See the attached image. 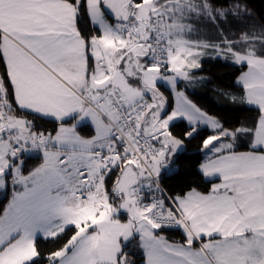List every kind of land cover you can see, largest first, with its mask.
<instances>
[{
    "label": "snow or ice",
    "instance_id": "6c2138e0",
    "mask_svg": "<svg viewBox=\"0 0 264 264\" xmlns=\"http://www.w3.org/2000/svg\"><path fill=\"white\" fill-rule=\"evenodd\" d=\"M0 264H264V10L0 0Z\"/></svg>",
    "mask_w": 264,
    "mask_h": 264
},
{
    "label": "trees",
    "instance_id": "16d2710c",
    "mask_svg": "<svg viewBox=\"0 0 264 264\" xmlns=\"http://www.w3.org/2000/svg\"><path fill=\"white\" fill-rule=\"evenodd\" d=\"M254 8L259 12L264 10V0H252ZM232 69H224L215 63H205L203 65V70L198 71V75H203L206 79L204 83L195 84L190 87L188 92L189 97L202 109L211 114H223L229 117L237 115L231 112L224 111V99L218 95V91L223 89L225 85L232 83V77L228 74ZM246 115V114H245ZM198 147V141H194L189 146L190 153H194ZM186 179L191 180V177ZM170 184H177L178 181H169ZM195 186V185H193ZM200 190L204 191L205 188ZM170 238L174 240L181 239L179 233H171ZM42 246L48 247L46 242H42Z\"/></svg>",
    "mask_w": 264,
    "mask_h": 264
},
{
    "label": "rangeland",
    "instance_id": "374dc122",
    "mask_svg": "<svg viewBox=\"0 0 264 264\" xmlns=\"http://www.w3.org/2000/svg\"><path fill=\"white\" fill-rule=\"evenodd\" d=\"M204 110V109H203ZM216 182H219V181H216ZM202 191V190H201Z\"/></svg>",
    "mask_w": 264,
    "mask_h": 264
}]
</instances>
